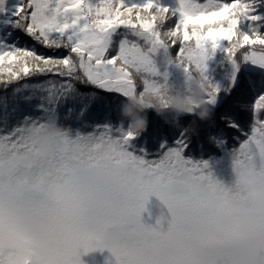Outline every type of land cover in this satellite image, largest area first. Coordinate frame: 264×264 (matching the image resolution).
Listing matches in <instances>:
<instances>
[{
  "label": "snow or ice",
  "instance_id": "snow-or-ice-1",
  "mask_svg": "<svg viewBox=\"0 0 264 264\" xmlns=\"http://www.w3.org/2000/svg\"><path fill=\"white\" fill-rule=\"evenodd\" d=\"M160 50L169 64L208 80V62L223 56V83H212L206 98L242 137L232 187L206 162L185 159L187 128L173 146L160 143L151 161L126 150L147 125L136 133L117 127L113 112L124 98L159 92ZM54 119L65 129L54 163L18 168L12 157L34 151L22 143L26 130ZM68 121L92 131L73 134ZM98 168L116 179L99 182ZM207 192L223 194L217 209L205 206ZM152 197L171 217L166 230L163 217L155 226L142 221ZM258 201L264 0H176L174 8L161 0H0V264H83L82 256L104 250L110 264H264ZM224 207L235 216L229 233L217 228Z\"/></svg>",
  "mask_w": 264,
  "mask_h": 264
},
{
  "label": "trees",
  "instance_id": "trees-1",
  "mask_svg": "<svg viewBox=\"0 0 264 264\" xmlns=\"http://www.w3.org/2000/svg\"><path fill=\"white\" fill-rule=\"evenodd\" d=\"M16 0H10V5L14 4ZM161 3L175 7L176 0H161ZM43 51V50H41ZM170 55L175 58V52ZM223 61V56L218 52L215 57L208 62V73L210 80L206 79L203 73L193 70L185 74L182 66H177L175 63L169 64L168 58L163 51H158L153 56V62L157 69L158 76L155 79L158 81L159 92L155 94L161 95L163 99V90L161 85H167L172 95L180 96L181 98L188 97L194 90L193 79L195 75H199L207 82V90H202V95L205 103L210 109V118L206 120H198L197 116L190 112L179 117L178 124L174 123L176 116L174 113L168 112L163 117L157 116L151 104H142L141 107L147 114V132L137 136L134 141H131L125 146L126 150L137 156L138 158L151 161L154 159V154L160 143H166L173 146L176 140L181 138V133L187 128L190 135V143L184 152L185 159L191 160L194 163H207L208 171L214 177L223 183L226 187H232L235 182V176L232 168V154L239 147L242 140L241 136H237L234 131L227 129L223 123H220V116L223 114V109H219L214 113L213 106L207 100V94L211 91V84H221L220 77L221 68L219 65ZM165 73L167 76H165ZM130 97V96H129ZM118 104V112L114 111L112 122L119 127L121 123L127 126L128 117L122 116L120 113V105ZM165 106L167 101L164 100ZM198 107V106H194ZM243 121V117L241 118ZM164 120L169 121L165 123ZM216 123L213 125L212 121ZM51 121V120H50ZM98 122H103L101 117ZM70 130L75 134L80 131L81 134H88L92 129H81L79 125L73 121L66 122ZM245 127L247 126L244 121ZM196 130V134L192 135V130ZM212 137H222L223 145L218 146Z\"/></svg>",
  "mask_w": 264,
  "mask_h": 264
},
{
  "label": "clouds",
  "instance_id": "clouds-1",
  "mask_svg": "<svg viewBox=\"0 0 264 264\" xmlns=\"http://www.w3.org/2000/svg\"><path fill=\"white\" fill-rule=\"evenodd\" d=\"M193 86L194 90L185 98L172 95L167 85H161L163 99L161 95L145 90L142 93L143 100L140 99L139 94L122 99L120 113L122 116L128 117L127 126L133 133L139 132L147 125V114L141 107L142 104H151L156 115L160 117L168 112L174 113L176 116L174 123L176 124H178L180 116L190 112H193L198 120L209 119L210 109L202 95V90H207V82L199 75H195ZM164 100L167 101V106H165ZM164 122L169 123L167 120H164ZM195 134L196 130L193 129L192 135ZM64 135L65 129L60 125L58 119L48 121L42 131L31 128L26 130L22 143L34 146V151L29 150L15 154L12 157L14 164L26 171L52 165L58 156V148ZM94 175L101 183L116 179L111 169L98 168L95 170ZM223 198V194L219 192H207L202 196V200L209 210L217 209ZM253 214L264 218V201L257 202ZM216 221L217 228L221 233H229L233 230L235 216L230 208H220Z\"/></svg>",
  "mask_w": 264,
  "mask_h": 264
},
{
  "label": "rangeland",
  "instance_id": "rangeland-1",
  "mask_svg": "<svg viewBox=\"0 0 264 264\" xmlns=\"http://www.w3.org/2000/svg\"><path fill=\"white\" fill-rule=\"evenodd\" d=\"M148 207L151 215L149 216L148 213H144L142 221L147 225L155 226L157 219L163 217L162 228L166 230L168 227L167 221L171 218L167 208H165L155 197L151 198ZM105 258L109 260L110 264L111 257L106 250L91 252L88 255L81 257L83 264H104Z\"/></svg>",
  "mask_w": 264,
  "mask_h": 264
}]
</instances>
